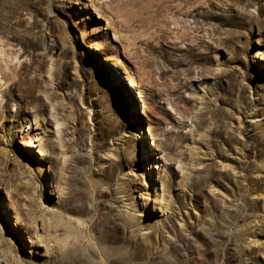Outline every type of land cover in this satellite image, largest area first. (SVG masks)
I'll return each mask as SVG.
<instances>
[{
  "label": "rangeland",
  "instance_id": "1",
  "mask_svg": "<svg viewBox=\"0 0 264 264\" xmlns=\"http://www.w3.org/2000/svg\"><path fill=\"white\" fill-rule=\"evenodd\" d=\"M0 50V264H264V0H0Z\"/></svg>",
  "mask_w": 264,
  "mask_h": 264
},
{
  "label": "bare ground",
  "instance_id": "2",
  "mask_svg": "<svg viewBox=\"0 0 264 264\" xmlns=\"http://www.w3.org/2000/svg\"><path fill=\"white\" fill-rule=\"evenodd\" d=\"M4 56V53L0 50V57H3ZM2 60L0 59V62H1ZM3 67H1L0 68V75H2V73H3ZM129 86L130 87H136V84L135 83H133L132 81H130V83H129ZM56 126H57V132H59V127H61L62 126V122L60 121V120H57V124H56ZM19 219V221L20 222H22L23 220L21 219V218H18ZM76 226H77V228H78V230L81 232L82 230L81 229H79L80 228V226H81V223H76ZM59 233H61V231H60V229H58L57 227H55V234H54V239H55V243H58L60 240H61V237H62V235L61 234H59ZM67 234V233H66ZM68 235V234H67ZM63 241V240H62ZM31 242L32 243H34L32 240H31Z\"/></svg>",
  "mask_w": 264,
  "mask_h": 264
}]
</instances>
